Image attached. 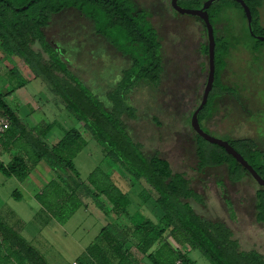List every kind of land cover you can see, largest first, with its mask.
Segmentation results:
<instances>
[{
	"label": "trees",
	"instance_id": "1",
	"mask_svg": "<svg viewBox=\"0 0 264 264\" xmlns=\"http://www.w3.org/2000/svg\"><path fill=\"white\" fill-rule=\"evenodd\" d=\"M251 15L250 37L254 51L264 45V25L260 23L263 0H242ZM183 9L199 8L201 0H178ZM238 8L245 19L240 4L234 0H219L206 10L214 35V81L206 104L199 111V125L213 114L215 98L212 91L228 92L220 82L225 68L229 46L216 36L213 18L226 7ZM73 9L93 24L94 33L102 37L117 52L130 61L122 71L114 88L106 93V107L61 61L59 54L46 40L45 29L53 16ZM207 47L204 53L207 55ZM0 53L17 59L22 69L39 79L50 91L56 102L101 146L105 158L120 169L133 185L140 186L139 199L153 201L160 210L158 225L144 222L130 229H119L110 223L103 227L95 243L86 249V257L76 264H139L138 258L125 247L134 240V247L150 264H192L185 251L198 250L211 264H264V257L255 250L242 251L233 234L221 222L202 219L189 201L203 204L202 196L191 188V182L182 173H174L168 161L159 153L145 156L140 143L133 142L123 118L135 120L136 109L128 96L140 82L154 88L160 83L163 72L162 45L157 31L149 22V15L138 10L131 0H0ZM10 75L22 87L26 81L16 69ZM0 113L10 122L5 135L12 138L11 146L20 155L12 157L7 165L0 162V173L24 181L40 161H45L57 172L58 181L49 182L35 201L59 225L64 224L83 201L90 199L102 212L106 208L100 197L110 205L115 217L126 213L130 201L117 188L100 167H96L83 182L74 168L73 159L86 142L77 129L67 131L59 143L48 146L41 137L49 130L37 126L28 130L0 94ZM228 144L264 180V151L254 142L238 139ZM195 155L197 170L206 167L226 166L228 179L235 183L249 173L225 150L210 144L196 135ZM250 176V175H249ZM15 199H20L17 192ZM257 223L264 225V188L255 192L254 201ZM168 238L172 240V247ZM0 242L17 264H47L40 253L14 228L0 217ZM159 244L156 251L151 248ZM164 258L163 260H161ZM166 262V263H165Z\"/></svg>",
	"mask_w": 264,
	"mask_h": 264
},
{
	"label": "rangeland",
	"instance_id": "2",
	"mask_svg": "<svg viewBox=\"0 0 264 264\" xmlns=\"http://www.w3.org/2000/svg\"><path fill=\"white\" fill-rule=\"evenodd\" d=\"M131 1L136 9L148 13L149 22L161 40L163 60L159 85L154 88L140 82L128 96V102L137 112L135 120L123 118L131 140L142 145L145 156L159 153L174 173H182L190 180L191 188L203 199L201 205L189 201L198 216L223 223L232 232L240 250H255L264 257V225L254 219L255 192L261 188L260 184L249 175H244L238 182H231L226 166L206 167L202 172L197 170L193 115L202 103L210 73L208 53H204V48L208 50L209 36L202 20L209 8L205 7L217 0H201L200 7L192 14L176 12L171 0ZM213 21L216 36L223 38L229 46L225 68L220 74V82L228 92L221 93L220 88L212 91L215 98L213 114L199 126L219 142L247 139L254 142L258 150L264 151V45L254 51L255 40L250 37L249 23L236 7L222 9ZM260 23L264 25V0ZM43 31L68 70L107 107L106 93L114 88L122 71L129 68V59L96 36L91 21L73 9L53 16ZM0 63L4 71L18 65L22 67L17 59L6 58L1 53ZM13 81L17 82L16 79ZM38 83L53 97L40 80ZM30 89L29 85L27 90ZM63 112L74 124L72 116L65 110ZM81 132L90 141L75 160L76 168L82 179L93 165L95 168H111L114 183L121 187L130 201L128 214L121 222L111 212H102L94 203L87 201V207L79 208L64 224L54 221L50 224L52 228L39 232L37 226L40 224L29 222L32 218L29 204H36L35 201L22 192L21 182L0 173L2 221L12 228L17 227L19 221L26 222V230L14 229L47 264H72L74 260L86 257V249L95 243L101 229L110 223L117 227L124 224L133 229L145 219L155 223L159 217L151 203L140 205L137 194L140 186H132L131 179L105 158L101 146L87 133ZM90 149L94 153L88 161L84 157ZM14 192L20 195L19 200L13 197ZM100 198L110 206L102 196ZM157 211L160 214L159 209ZM168 242L175 247L170 238ZM158 247L159 244L150 251ZM125 248L144 261L134 247V240L131 239ZM185 252L192 264H211L198 250ZM144 262L149 264L146 260ZM0 264H17L7 257L1 242Z\"/></svg>",
	"mask_w": 264,
	"mask_h": 264
},
{
	"label": "crops",
	"instance_id": "3",
	"mask_svg": "<svg viewBox=\"0 0 264 264\" xmlns=\"http://www.w3.org/2000/svg\"><path fill=\"white\" fill-rule=\"evenodd\" d=\"M96 36H98V35H96ZM98 37H100V36H98ZM46 40H47V38H46ZM110 47H112V46H110ZM17 64H19V63H17ZM11 69H13V68H11ZM15 69L19 72V74L22 76V78L26 81V84L22 87H19L17 85L18 83L13 81V78L11 77V75L9 76L10 70L4 71L3 65L0 63V89H1L0 94H2L4 96V100H5L6 104L16 113L17 117L22 121V123L26 126V128L28 130H33L37 126H42V130H43L46 126H49V130L45 133V135L43 137H41V140L48 146V148L55 147L59 143V141L64 137L65 133L67 131L73 129V127H70V126L76 125L74 129H77L80 132L82 138L86 142V145L77 154V156L73 159V165H74L75 170L79 174L80 180L83 182H87V178H88L89 174L95 170L94 165H93V167H91V171L88 173V175L85 177V179L81 178L80 173L78 172L76 165H75V160L77 159L78 155L81 152H83L85 150V148H87L88 143L90 141L89 139L85 138L83 133L81 132V131H83V132L87 133L83 129V124L77 123L75 120L74 121L76 124L71 123L70 117H68L63 112V110H65L63 105L56 102V100L46 90L43 89L42 84L38 83L39 79L34 78L29 72H27V70L26 71L22 70V67L19 65L16 66ZM21 70H22V72H21ZM36 82H37V84H36ZM10 85H11V88L9 87ZM29 85H30V87H32V89L27 90V87ZM79 127L81 128V130L79 129ZM89 137L91 140L95 141L90 135H89ZM11 142H12V138H10L9 135H4L0 141V162L3 165H7L11 161L12 157L20 155L19 150L15 149L11 146ZM92 150L94 151L93 148H92ZM92 150L90 149L89 153H86V156L84 157L85 160L89 161V159L92 158V155L94 153ZM102 170L104 171V173L106 175H108L110 177L113 184L117 188H119L122 193L126 194L124 191H122L121 187L117 186L114 183V180H113L114 173L111 170V168L108 166L106 169H102ZM51 181H58L57 172H55L53 169H51L49 167V165L47 164V162L40 161L31 170V172L28 174L27 178L21 182L22 192H24L25 194H28V196L31 197L35 201V198H34L35 195L38 194ZM131 185L135 186L133 184H131ZM137 194H139V191ZM100 200H101V198H100ZM87 201H91V200L86 199L83 201V204H84L83 207L84 208L87 207L85 204V202L87 203ZM35 203L36 204H33L31 202V205L29 204V207H30L29 214H31V216H32V218L29 220V222H31L32 224L33 223L40 224V226H37L38 227L37 231H39V232H41L42 229L43 230L47 229L48 227L52 228L50 226V224H52L54 221L41 208V206L36 201H35ZM102 203L104 204L107 211L111 210L110 204H109L110 206H108L103 201H102ZM149 203H151L153 205L152 209L157 213V215L159 217L157 216L158 219L156 220L155 223L152 222L150 219H145L144 222L147 221V222H151L153 225H158L159 219L161 218V212H160V214L158 213V211H157L158 208L154 205L153 201L150 200V201H147L145 203L140 201L141 206H148ZM127 214H128V208H127L126 213L124 215L117 217L119 219V222H121V219L123 220L124 218H126ZM19 222L17 224V227H14V228L21 230V232L26 230L27 228L25 226L27 225V223L26 222L22 223V221H21V223H19ZM144 222L136 224V225H134V227L139 226ZM122 225L123 226H120L118 228L119 229H130V227H128L124 224H122ZM130 230H132V229H130ZM158 248H156V250ZM156 250H154V251H156ZM187 252H189V251H187ZM135 257L137 258V256H135ZM141 257H142V259H144V261L146 260L142 255H141ZM138 260H139V264H146V262H144V261L142 262V261H140V259H138ZM175 264H178V263H175Z\"/></svg>",
	"mask_w": 264,
	"mask_h": 264
},
{
	"label": "water",
	"instance_id": "4",
	"mask_svg": "<svg viewBox=\"0 0 264 264\" xmlns=\"http://www.w3.org/2000/svg\"><path fill=\"white\" fill-rule=\"evenodd\" d=\"M177 1L178 0H171V6L172 8L178 12V13H185V14H192L193 10H189V9H183L181 7H179L177 5ZM219 1V0H217ZM216 1V2H217ZM236 2H238L240 4V6L243 9V12L247 18L248 23H250L251 21V15H250V11L248 9V7L243 3L242 0H234ZM211 4H209L208 6L205 7V9H207ZM203 23L205 25V28L208 32V63L210 65V73H209V80H208V84H207V88L202 100L201 105L199 106V108L195 111L194 115H193V130L196 133V135H198L200 138H202L203 140H205L206 142L210 143V144H214L216 146H219L221 148H223L225 150V152L230 155L231 157H233L236 162L238 164L241 165L242 168H244L249 175L260 184L261 188H264V180H262L257 173L252 169L251 166H249L244 159L228 144V143H222L217 141L214 138H211L210 136H208L207 134H205L200 126H199V122L197 119V115L199 113V111L203 108V106L206 104L208 96L210 91L212 90V86H213V81H214V35H213V28L212 25L209 22L207 13L204 12V18H203Z\"/></svg>",
	"mask_w": 264,
	"mask_h": 264
},
{
	"label": "built area",
	"instance_id": "5",
	"mask_svg": "<svg viewBox=\"0 0 264 264\" xmlns=\"http://www.w3.org/2000/svg\"><path fill=\"white\" fill-rule=\"evenodd\" d=\"M9 129H10V122L8 118L0 113V141ZM72 264H76V263L73 262Z\"/></svg>",
	"mask_w": 264,
	"mask_h": 264
}]
</instances>
